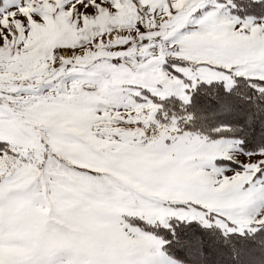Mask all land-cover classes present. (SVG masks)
Masks as SVG:
<instances>
[{"label": "snow or ice", "instance_id": "snow-or-ice-1", "mask_svg": "<svg viewBox=\"0 0 264 264\" xmlns=\"http://www.w3.org/2000/svg\"><path fill=\"white\" fill-rule=\"evenodd\" d=\"M0 264H264V0H0Z\"/></svg>", "mask_w": 264, "mask_h": 264}]
</instances>
